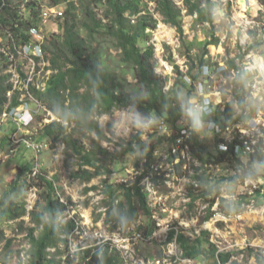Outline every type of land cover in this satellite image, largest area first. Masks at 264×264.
<instances>
[{
    "label": "trees",
    "instance_id": "obj_1",
    "mask_svg": "<svg viewBox=\"0 0 264 264\" xmlns=\"http://www.w3.org/2000/svg\"><path fill=\"white\" fill-rule=\"evenodd\" d=\"M50 1L51 5L64 3L65 10L63 17L58 21H52L58 25L59 32L50 31L41 44L44 60L49 62V68L52 70L47 87L43 91L31 87L33 96L46 108V111L56 116V119L50 123L42 124V131L51 137L53 143L65 142L75 152L80 164L72 173L73 178L88 184L97 175L106 176L101 180L102 205L108 206L105 211L107 215L105 222L110 225L111 231H122L124 236L125 232L136 223L138 213L141 211L147 221L143 227L138 225L137 230H142L145 237H149L154 229V220L147 203V194L143 191L140 182L149 173L150 164L154 163L155 151L159 149H164L170 155L168 172H173L179 177L187 175L188 171L183 167L186 160L180 159L175 162L178 157L174 152L177 148L175 139L179 134L178 121L190 106L189 100L196 90L194 82L202 76L203 66L208 65V60L202 54L198 63L194 65L192 61L184 72L179 69L175 60L169 57L168 60L173 65L177 77L172 87L166 89V80L155 70L154 48L148 43L150 38L148 31L156 28L157 20L141 6L142 0H87L86 3H81L78 9L74 0ZM183 2L187 6L188 13L196 15L197 23L213 26L215 4L211 0H183ZM156 3L164 22L174 26L182 36L184 29L181 22V7L174 0H157ZM100 5L106 7L102 18H99L93 10L94 6ZM40 12L38 0H30L24 5V9L12 5L10 0H0V27L7 35V44L11 53L5 56V53L0 51V115L20 104L18 90H15L11 98L7 96V92L13 89V84L10 82L12 74L7 70L14 63L13 56H18L15 49H22L28 44L37 45V41L30 35V30L38 26ZM82 32L84 35L81 34ZM94 35H107L114 39L120 58L119 71L99 67L93 62ZM218 41L219 38L214 37L207 44H217ZM258 44L255 41L250 48ZM34 58L36 62L40 61L39 57ZM24 61L27 62V58L24 57ZM228 64L230 69L238 70L239 73L233 79L231 91H220V96L223 98L215 107L211 118L222 130L250 119L256 109L249 107L247 102L251 98L248 73L242 72L233 61ZM194 69L196 73H193ZM16 71L21 77H25L20 65ZM186 77L191 79V83L187 82ZM128 108L134 109L145 119L162 118L170 129V135L155 133L143 140L142 133L138 132L125 142L121 151L111 153L107 147L100 144L101 141L107 140V137L93 116L113 114L116 110ZM72 117L77 122V126H83L84 123L88 131L96 132L98 139L92 140L93 145L90 149L79 145L67 134ZM7 121L12 120L7 119L5 122ZM216 140L218 142L215 152L209 150L206 141L199 134L194 133L188 141L190 159L201 165V168H197L191 176L189 188L194 191L201 187L203 190L200 196L206 198L211 196L210 205H213L220 192L218 183L212 182L213 179L209 175L206 176L202 167L226 163L233 168L234 173L220 179L243 183L246 179L255 180L262 175L254 167V163L264 161L262 141L253 152L236 153L235 146H240L243 142L240 134H236L230 142H226V150L219 148V142L224 139L216 135ZM129 152L139 154L134 163L135 170L139 172L133 179L123 177V181L117 183L110 181L111 163H116ZM30 171L31 168L28 172ZM36 178L38 183L37 181L33 184L28 183V188L32 185L42 188L38 199L40 210L30 211L29 216L30 222L39 229L26 228L30 246L26 261L21 264H122L125 261L118 249H111L109 242L97 246H79L75 251L71 250L69 233L75 229V220L72 218L61 222L58 217L74 203L70 198L65 201L56 194L53 179H48L44 174L34 177L33 180ZM195 184L199 186L196 187ZM97 188V186H89L86 187V191ZM193 200L196 198L193 197ZM26 214L25 199L19 202H7L3 209H0V222L17 220L20 229L23 230L22 217ZM209 236L210 232L207 230L189 237L172 228L168 233V242L174 241L177 244L184 259L200 260L204 264H241L236 259H232L238 254L237 252L220 251ZM60 244L64 245V251L60 250ZM63 254L64 258H62ZM252 254L255 264H264L263 255L253 252Z\"/></svg>",
    "mask_w": 264,
    "mask_h": 264
},
{
    "label": "rangeland",
    "instance_id": "obj_2",
    "mask_svg": "<svg viewBox=\"0 0 264 264\" xmlns=\"http://www.w3.org/2000/svg\"><path fill=\"white\" fill-rule=\"evenodd\" d=\"M29 1L10 0L12 5L21 9H24V5ZM74 1L77 9L81 3L87 2V0ZM156 1L142 0L141 6L157 20L156 28L148 31L150 33L148 43L154 48L155 70L166 80V89L172 87L177 77L173 65L168 60L169 57H172L180 67L179 69L184 72L190 67L192 61L196 65L202 54L211 67L223 63L225 70L216 77L214 83L216 92L233 89V79L228 64L230 61L239 67L255 66L260 58L262 59L260 63H264V0H244L243 4L239 0H211L215 4L213 7L215 19L212 27L206 23H197L196 15L188 13L183 0H174L182 9L181 22L184 29L182 36L174 26L164 22L157 10ZM38 2L41 10L51 5L50 0H38ZM59 5L64 11L65 4ZM93 10L99 18H102L106 7L94 6ZM39 26L44 37L48 36L50 31L59 32L58 25L52 21L45 24L40 22ZM4 33V29L0 27V43H2L0 51L6 56L11 53L7 44V35ZM81 34L84 35V32ZM214 37L219 38L218 43L207 44ZM255 41L259 44L250 48ZM92 42L93 62L99 67L119 71L120 58L114 39L107 35H94ZM24 53L34 55L33 48H25ZM12 60L14 63L9 64L8 69H16L20 65L24 73H29L39 66L40 76L47 72L43 68L45 66L42 61L34 68L32 63L24 61L23 55L13 56ZM193 73H196V69ZM205 77L203 75L196 81V90L191 99L209 93ZM26 100L30 102L29 98ZM247 102L251 108L258 107V101L252 98ZM33 109L36 110L34 107ZM260 112L263 119L264 105L262 111L260 108ZM135 115L139 113L132 108L116 110L113 114H95L93 119L98 122L107 137V140L101 141L100 144L115 154L121 151L125 142L138 132L142 133L141 138L146 140L149 133H145L148 129L143 120L145 118L140 115L142 118L137 119ZM28 119L22 123V126H26L24 129L29 130L28 134L21 128L17 132L16 140L30 134L33 141L45 145L40 155L41 171L48 179L54 180L56 194L62 200L66 201L70 198L74 203L58 217L61 222L72 218L75 220V229L69 233L71 250L75 251L79 246H97L109 242L111 249H118L121 252L125 259L122 264H204L200 260L182 258L177 244L174 241L168 242V233L174 228L189 237L199 235L202 231H209L210 240L218 249L237 252L238 254L232 259H236L241 264H255L252 252L259 253L264 258V161L254 163V167L262 175L255 180L246 179L243 183L220 179L234 173L233 168L226 163L202 167V170L213 179L211 181L218 183L220 192L213 205H210L211 196L208 198L200 196L203 189L198 187L199 185L195 184L198 188L194 191L189 188L191 176L197 168H201L199 162L187 160L184 169L188 173L179 177L173 172H168L170 155L164 149L155 151L153 162L159 166L161 172L159 175L147 173L148 179L144 177L140 182L143 191L147 193V203L152 211L154 229L149 237H145L142 230H137L138 225L143 227L147 221L139 211L138 220L123 236L122 231H111L110 225L105 222L107 216L105 211L108 206L102 205L101 180L106 176L97 175L88 184L73 178L71 175L80 164L75 152L65 142L53 143L51 137L42 131L43 122L50 123L56 119V116L49 111L40 110L36 114H31ZM15 126L13 121H7L0 126V209H3L7 202H19L26 199L31 187L28 188V183L33 184L36 181L38 183V179L33 180L28 172L33 165L32 150L25 143L13 141V132L17 130ZM260 127L257 128L259 132H264V127ZM252 128L256 126L253 124ZM246 130L250 131L248 128ZM67 134L79 145L89 149L93 145L92 140L98 139L95 131H88L84 123L83 126H77L74 118ZM236 134L240 133L235 128L230 135L223 134L219 137L227 140L232 139ZM258 136V133L253 135L256 140L255 146L257 147L262 141L264 150V141ZM200 137L206 141L209 150L215 152L216 142H218L216 135L203 132ZM138 155V153L129 152L116 163L112 162L109 167L112 171L110 181L117 183L123 181V177L133 179L136 175L134 163ZM89 186L98 188L86 191V187ZM35 188L36 200L30 211L40 210L38 199L42 188L37 185ZM193 197L196 200H193ZM21 227L23 230L19 227V221L2 220L0 222V230H2L0 262L2 264H21L26 260L29 248L26 228L36 227L38 230L39 227L30 222V216L24 217V224ZM59 248L64 251L63 244H60ZM62 256L64 257V254Z\"/></svg>",
    "mask_w": 264,
    "mask_h": 264
},
{
    "label": "built area",
    "instance_id": "obj_3",
    "mask_svg": "<svg viewBox=\"0 0 264 264\" xmlns=\"http://www.w3.org/2000/svg\"><path fill=\"white\" fill-rule=\"evenodd\" d=\"M64 11L60 8V5H50V7H47L46 9L41 10L40 14L38 15L39 23L45 24L48 21H54L58 20L59 18L63 17ZM34 27L30 30V35L37 41V45L32 46L31 44H28L24 46L22 49H15L17 55L20 57L23 55L25 58H27V61L32 63L35 68V66H38V64L42 61L43 65L45 67L44 70H46V73H43L42 76L41 70L39 69V66L35 69H32L29 73H25V77H21L19 72L16 71V69H8V72L11 73L10 82L13 84V89L7 92V96L11 98L12 94L15 92V90L19 91V100L20 104L17 107L11 108L8 111H4L0 115V125L4 124L7 119H11L13 123L17 126V130L14 132L13 135V141H16L18 143H25L28 148L32 150V168L29 173L30 177H37L38 175H43L41 171V160L40 155L42 151L45 148V145L42 143L33 141L31 136L24 135L23 138H18L16 140V135L18 130L21 128L24 130V133L28 134L27 131H29L25 125L22 126V123L29 120L28 118L31 117V114H36L40 110L46 111V108L33 96L31 92V87H34L36 90L43 91L47 87V81L49 79L50 74L52 73V70L49 68L50 64L48 61L44 60L43 52L41 48V44L44 40V36L41 34V28L39 26ZM31 47L33 48V54L34 55H26L24 53L25 48ZM34 57H39L40 61L36 62ZM262 59H259V62L256 63L255 66H248L244 65L240 67V70L242 72H246L249 75L248 79V86L250 87V94L251 98L258 101V107L255 109V114L248 120L239 122L232 127H228L226 130H222L211 118L214 114L215 107L218 103H221V99L218 97L220 96V91L216 92L214 83L216 82V77L220 76L223 71L225 70V66L223 63H219L215 67H211L209 65L203 66L202 69V76H206L205 83L209 89V93L205 94L202 97L190 99L189 103L190 106L186 109L185 115L178 121V127H179V134L176 137V149H174V152L178 154V157L176 158L175 162H178L180 159H185L186 163L187 160L190 159L189 155V145L188 141L191 139L194 133L201 134L203 132H210L214 135L222 136L223 134L230 135L232 131L236 128L238 132L242 135H240V138L243 140L242 145H236L235 146V152L236 153H250L253 152L256 145V140L254 139L253 135L254 133H258V138L263 139L264 141V132H259L257 129L258 127L262 126L264 127V118L260 116V108L262 111L263 105H264V63H260ZM12 65V64H11ZM42 68V69H43ZM239 73L238 70L231 69L232 79L236 77V75ZM186 80L188 83H191V79L189 77H186ZM20 82V84H19ZM209 82V83H208ZM196 86V82H194ZM29 98L30 102H28L26 99ZM36 108V110L33 109ZM258 108V109H257ZM195 110L198 111L201 115L202 124L203 127L198 131L193 126V121L191 116L189 115V111ZM258 110V111H257ZM137 119H141L142 117L139 115H135ZM144 123L147 125V132L150 134H166L170 135V129L165 124L162 118L154 119H143ZM46 123V122H43ZM255 125L256 128H252V125ZM249 129L250 131H247L246 129ZM261 130V127H260ZM251 132V133H250ZM252 134V136H249ZM26 136V137H25ZM29 136V137H28ZM147 136V137H148ZM246 136V137H245ZM28 138V139H26ZM233 139V137H232ZM232 139H227L224 141L219 142V148L221 150L227 149V143L230 142ZM15 143V142H14ZM184 164V168H186L187 164ZM139 171H136V174ZM159 166L155 163L150 164V174H160ZM146 179H148V175L145 176ZM145 192V191H144ZM146 193V192H145ZM147 194V193H146ZM36 200V188L35 185H32L30 187V190L28 192V196L25 199V207L27 212L29 213L30 210L33 209L34 201ZM139 236V234L137 235ZM30 245L28 244V247ZM54 250V249H52ZM64 258V257H62ZM26 261V260H25ZM24 261V262H25ZM0 264H2L0 262Z\"/></svg>",
    "mask_w": 264,
    "mask_h": 264
},
{
    "label": "clouds",
    "instance_id": "obj_4",
    "mask_svg": "<svg viewBox=\"0 0 264 264\" xmlns=\"http://www.w3.org/2000/svg\"><path fill=\"white\" fill-rule=\"evenodd\" d=\"M189 115L192 118L194 128L199 131L203 127L200 113L198 111L191 110L189 111Z\"/></svg>",
    "mask_w": 264,
    "mask_h": 264
},
{
    "label": "bare ground",
    "instance_id": "obj_5",
    "mask_svg": "<svg viewBox=\"0 0 264 264\" xmlns=\"http://www.w3.org/2000/svg\"><path fill=\"white\" fill-rule=\"evenodd\" d=\"M239 1H240V3H242V4L245 3L244 0H239ZM158 36H160V35H158ZM218 98L221 99V98H223V97L219 96ZM206 164H207V163H206ZM219 165H220V164H219ZM197 172H198V171H197ZM203 174H204V173H203ZM206 176H208V175L206 174ZM249 179H250V178H249Z\"/></svg>",
    "mask_w": 264,
    "mask_h": 264
},
{
    "label": "crops",
    "instance_id": "obj_6",
    "mask_svg": "<svg viewBox=\"0 0 264 264\" xmlns=\"http://www.w3.org/2000/svg\"><path fill=\"white\" fill-rule=\"evenodd\" d=\"M264 62V61H263ZM21 168V167H20ZM25 216H29V213L27 212V214L25 215ZM24 216V217H25ZM24 217H22V219L24 220ZM15 221H17V220H15ZM10 222H14V221H10Z\"/></svg>",
    "mask_w": 264,
    "mask_h": 264
}]
</instances>
